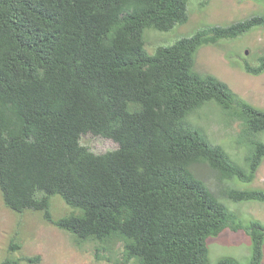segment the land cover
<instances>
[{
	"label": "trees",
	"instance_id": "1",
	"mask_svg": "<svg viewBox=\"0 0 264 264\" xmlns=\"http://www.w3.org/2000/svg\"><path fill=\"white\" fill-rule=\"evenodd\" d=\"M188 1L0 0V195L7 209L40 212L76 247L92 243L96 259L113 264H209L207 242L226 230L245 233L248 264H262L264 224L244 223L224 201L264 203V189L234 185L252 184L264 160V110L198 71L195 57L264 27V13L148 53L145 32L186 24ZM243 69L264 73V53L255 65L244 59ZM208 104L225 126L237 124L233 143L243 165L191 120ZM86 134L117 148L96 154L81 145ZM53 196L73 211L54 218ZM217 264L240 263L222 257Z\"/></svg>",
	"mask_w": 264,
	"mask_h": 264
},
{
	"label": "rangeland",
	"instance_id": "2",
	"mask_svg": "<svg viewBox=\"0 0 264 264\" xmlns=\"http://www.w3.org/2000/svg\"><path fill=\"white\" fill-rule=\"evenodd\" d=\"M187 9L189 20L186 24L176 26L169 32H145V49L148 53L152 54L158 46L170 45L177 39L189 37L199 29L216 25L226 26L248 16L264 13V0H189ZM263 53L264 27L254 28L234 40H221L217 45L200 48L195 57L196 69L216 76L245 101L264 110V73L253 76L243 69L244 59L255 65ZM199 114L201 117L198 118ZM219 117L218 109L208 104L197 112V116L193 115L191 120L202 125L213 142L223 145L231 158L243 165L244 152L233 143L239 128L236 123L231 127L225 126ZM80 143L96 154L117 148V144L112 140L91 134L82 136ZM234 185L239 189H264V160L252 184L235 181ZM224 203L237 213L244 223L256 219L264 224V203ZM50 211L54 218H58L73 210L58 196H53ZM14 243L20 245L18 250H12ZM207 245L209 264H217L222 257H233L240 264L249 262L250 241L242 231L226 230L218 237L210 238ZM96 247L87 242L76 247L70 234L47 223L40 212L26 211L16 214L4 206L0 195V263L6 257H26L38 260L34 263L19 261L18 264H113L102 258L96 259ZM103 255L101 252L100 256Z\"/></svg>",
	"mask_w": 264,
	"mask_h": 264
}]
</instances>
